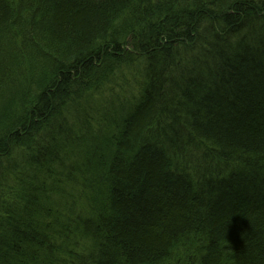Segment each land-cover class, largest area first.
Returning <instances> with one entry per match:
<instances>
[{
    "label": "trees",
    "instance_id": "obj_1",
    "mask_svg": "<svg viewBox=\"0 0 264 264\" xmlns=\"http://www.w3.org/2000/svg\"><path fill=\"white\" fill-rule=\"evenodd\" d=\"M0 264H264V0H0Z\"/></svg>",
    "mask_w": 264,
    "mask_h": 264
},
{
    "label": "bare ground",
    "instance_id": "obj_2",
    "mask_svg": "<svg viewBox=\"0 0 264 264\" xmlns=\"http://www.w3.org/2000/svg\"><path fill=\"white\" fill-rule=\"evenodd\" d=\"M56 152H58V153H62V152H64V150L58 149ZM56 152H55V153H56ZM55 153H54V154H55ZM54 154H50V155H51V156H54ZM214 179H215V178H214ZM168 255H169L171 258H173V259L176 258L175 255H174V252H173L172 250H169Z\"/></svg>",
    "mask_w": 264,
    "mask_h": 264
}]
</instances>
